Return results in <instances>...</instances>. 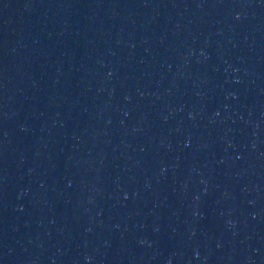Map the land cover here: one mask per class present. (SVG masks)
<instances>
[{"label":"water","instance_id":"water-1","mask_svg":"<svg viewBox=\"0 0 264 264\" xmlns=\"http://www.w3.org/2000/svg\"><path fill=\"white\" fill-rule=\"evenodd\" d=\"M0 264H264V0H0Z\"/></svg>","mask_w":264,"mask_h":264}]
</instances>
